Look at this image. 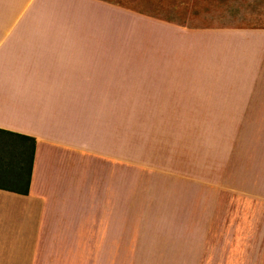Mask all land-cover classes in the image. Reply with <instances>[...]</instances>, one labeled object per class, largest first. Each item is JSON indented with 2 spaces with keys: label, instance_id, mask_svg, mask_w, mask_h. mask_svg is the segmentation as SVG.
I'll list each match as a JSON object with an SVG mask.
<instances>
[{
  "label": "crops",
  "instance_id": "0c3cea01",
  "mask_svg": "<svg viewBox=\"0 0 264 264\" xmlns=\"http://www.w3.org/2000/svg\"><path fill=\"white\" fill-rule=\"evenodd\" d=\"M0 133V264H264V0H0Z\"/></svg>",
  "mask_w": 264,
  "mask_h": 264
},
{
  "label": "rangeland",
  "instance_id": "374dc122",
  "mask_svg": "<svg viewBox=\"0 0 264 264\" xmlns=\"http://www.w3.org/2000/svg\"><path fill=\"white\" fill-rule=\"evenodd\" d=\"M258 19V18H257ZM6 141V145H4L2 142ZM19 140L18 139H11L10 137L6 138V136L2 133H0V160L1 161H8V162H14V160L18 162V154L15 153V147L17 144H19ZM21 145V144H20ZM6 170L7 167H1L0 169V186H10L15 183H13L12 180L9 179L10 174L8 172H5L2 170ZM254 169V167H253ZM149 177L145 176L142 180L144 182H146L145 180H147ZM141 180V179H140ZM140 183V182H139ZM138 183V184H139ZM124 194L125 196L127 195H137V192H139V194L144 193V195L149 194L151 196H153L156 199V202L159 201V197L162 195V191H165L166 189H162L163 185L160 186H156L158 188H154L151 190V193H149L148 188H142L140 185H138V187H136L137 185V179H135L134 177H132L131 175L125 176L124 177ZM129 187H133V189L129 188ZM168 192L170 194H175L174 191L172 189H167ZM236 195L239 194H247V195H251V196H258V195H264V191H258L255 188H252L250 193H242L240 191H237L235 193ZM164 203H162L161 205L159 203H150V202H145V201H140L139 204L136 205H128V208L125 209V212H154V211H162L164 208ZM134 206V209H131V207ZM261 205L255 204L253 205V208H259ZM264 250V249H263ZM254 253V252H253ZM222 255L227 254V253H221ZM242 256V252L239 253ZM256 254V253H255ZM221 255V256H222ZM129 255L128 253H124L122 254L120 260L118 261L119 264H128V258Z\"/></svg>",
  "mask_w": 264,
  "mask_h": 264
},
{
  "label": "trees",
  "instance_id": "16d2710c",
  "mask_svg": "<svg viewBox=\"0 0 264 264\" xmlns=\"http://www.w3.org/2000/svg\"><path fill=\"white\" fill-rule=\"evenodd\" d=\"M0 166H3V161H2V163H1V160H0ZM0 169H1V167H0ZM11 169V167H7V169L6 170H3V168H2V170L3 171H5V172H10L9 170ZM21 170H22V172L24 171V173H25V170H26V172H27V169L26 168H24V167H22L21 168ZM14 174H15V178H16V176L18 175L17 174V172H14ZM23 178V177H22ZM17 179V178H16ZM23 180V179H22ZM24 180H26V185H27V187H28V185H29V170H28V176L26 177V179H24ZM28 192V188H26V190H25V193H27Z\"/></svg>",
  "mask_w": 264,
  "mask_h": 264
}]
</instances>
